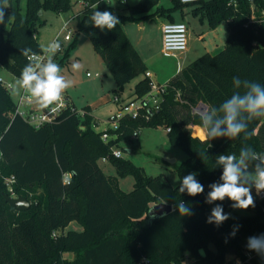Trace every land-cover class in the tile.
<instances>
[{"label":"trees","instance_id":"obj_1","mask_svg":"<svg viewBox=\"0 0 264 264\" xmlns=\"http://www.w3.org/2000/svg\"><path fill=\"white\" fill-rule=\"evenodd\" d=\"M119 3L115 9L108 0H85L76 15L78 34L64 59L76 48L80 33L86 34L116 82L114 92L141 78L127 99L144 97L151 81L143 58L124 31L125 23L151 17L175 22L176 12L193 6L194 16L210 29L227 24L225 47L184 67L169 80L159 110L143 111L136 119L123 118L119 129L108 131L113 137L108 142L102 140L104 131L95 130L96 120L87 108L81 114L73 105L54 123L34 127L16 114L17 103L0 81V264H137L143 256L152 264H223L229 255L248 250L249 237L264 234V200L254 197L255 207L248 208L249 215L231 216L219 227L208 224L206 218L217 204L227 214L231 201L205 203L211 190L208 185L219 182L223 171L215 163L219 154L239 155L244 144L264 153V118L249 122L247 140L243 133L233 140H201L189 128L191 124L201 126L199 115L176 101L179 91L191 105L219 106L234 91V76L264 84V22H251L253 13L259 20L264 0H200L194 4L171 0V8L160 6V0H140L134 6ZM96 6V10L115 14L120 24L110 31L95 28L90 16ZM72 7L71 0H7L6 4L0 0L5 16L0 23V65L18 78L29 56L43 53L39 29L46 24L44 12L59 14ZM24 49L30 50L27 56L21 52ZM146 127L169 129L170 143L187 154L175 166L178 184L163 175L148 176L130 160L112 155L114 147ZM103 158H108L116 176L104 172ZM192 172L205 189L195 197L178 190L181 179ZM128 176L133 177L134 186L125 192L117 178ZM11 178L15 196L26 198L29 209L18 211L6 201L5 194L11 196L7 188ZM181 200L191 207V216L181 217L174 211ZM161 202L172 205L173 211L151 220L150 209ZM72 222L82 230H67Z\"/></svg>","mask_w":264,"mask_h":264},{"label":"rangeland","instance_id":"obj_2","mask_svg":"<svg viewBox=\"0 0 264 264\" xmlns=\"http://www.w3.org/2000/svg\"><path fill=\"white\" fill-rule=\"evenodd\" d=\"M73 7L72 10L64 13L44 12V19L46 24L39 29V43L41 47L46 46L49 42L58 40L62 46L58 52V58L56 63L64 59L66 51L69 45L74 41L78 34L77 24L78 20L76 15L84 8L85 0H71ZM108 2L117 9L119 0H108ZM136 0H128L127 5L137 4ZM160 6L169 7L170 0H160ZM185 13L176 12L178 21L184 22L188 26V52L186 56L178 57V62L181 66L186 67L197 58L203 56L205 53H211L213 55L218 54L224 48V43L219 45V49L214 48L215 39H218L220 35L223 36V40L228 38V26L224 22L216 29H210L207 24L205 30L208 34L204 39H199L203 34V25L199 18L193 14V6H188L184 9ZM154 12V11H152ZM144 18L147 21V38L151 42L148 47H140V53L145 57H150L154 53L159 55V40L161 38V32L159 28V19L156 17ZM70 21L69 28L74 31V37L71 41H66V31H62V26ZM159 21V22H158ZM162 22V21H161ZM136 23L134 25L135 34L138 33V27ZM210 31V32H209ZM220 33V34H219ZM225 34V35H224ZM137 35L132 33V40L137 44ZM161 57V55H160ZM73 61H78L82 68L79 71L73 72L71 64ZM168 62L176 64L177 60L168 58ZM100 63V64H99ZM62 74L72 80V87L68 89L71 97L73 98L77 109L80 111L85 107H88L92 116L96 120L94 126L96 131H105L109 128L107 123L111 116L117 114L120 111L122 105L128 101L133 100L130 98L134 93V88L139 78L127 83L122 91H116L117 86L112 74L107 69L102 58L95 52L93 45L84 33H80L78 43L75 49L71 50L69 56L64 59V63L60 66ZM90 73L92 77H88ZM99 74L100 77H95ZM0 78H2L3 85H12L13 89H9L11 95L16 103L19 102L22 89L17 84V79L6 69L0 65ZM118 94L123 100L122 105L111 102V97ZM108 97V98H107ZM28 103H26L27 106ZM167 130L164 128H142L139 132V138L133 139L132 137L124 141L118 148L122 151V158L128 159L133 162L134 165L142 167L148 176L156 177L163 175L166 179L172 182L173 185L179 183V178L175 172V166L180 165L187 159V154L174 147L167 136ZM167 158L177 159L176 163L167 161ZM1 159V153H0ZM100 165L104 172L110 176H116V171L110 163L100 161ZM252 169L250 168L249 171ZM119 188L125 192H130L134 186V179L131 176L126 178H117ZM253 197H257L255 188L252 189ZM232 203V201H231ZM231 216H247L250 214L249 210L233 209L228 212ZM68 230H81V226L72 222ZM66 258H72V255H65Z\"/></svg>","mask_w":264,"mask_h":264},{"label":"clouds","instance_id":"obj_3","mask_svg":"<svg viewBox=\"0 0 264 264\" xmlns=\"http://www.w3.org/2000/svg\"><path fill=\"white\" fill-rule=\"evenodd\" d=\"M96 9L97 6L90 16L91 24L95 28L110 31L120 24L119 18L112 12ZM4 19V11L0 9V23H4ZM60 49L61 44L58 40L43 46L42 51L47 56V60L44 61L40 56L32 54L17 79L18 86L40 109H47L59 102L63 94L72 87V80L62 74L60 65L54 60ZM29 51V49L21 50L26 56ZM81 68L82 65L78 61L72 62L73 72ZM233 89L230 97L219 106H202L198 110L201 126L210 141L218 138L233 140L240 138L242 133L243 139L247 140L249 122L264 118V84L234 76ZM215 163L216 167H222L223 171L219 182L208 185L211 190L207 193L205 203L222 202L227 198L232 201L233 209L246 210L255 207L252 189L255 188L257 195L264 193V153H258L250 145L244 144L239 150V155L219 154ZM196 177V172L184 176L180 182L179 192L187 193L191 197L204 193V186ZM174 211H178L181 217L193 214L191 207L183 200L176 203ZM230 218L231 214H226L222 205L217 204L212 208L206 222L219 227ZM236 230L237 228L234 227L230 235L235 236ZM246 247L264 258V234L249 237Z\"/></svg>","mask_w":264,"mask_h":264},{"label":"built area","instance_id":"obj_4","mask_svg":"<svg viewBox=\"0 0 264 264\" xmlns=\"http://www.w3.org/2000/svg\"><path fill=\"white\" fill-rule=\"evenodd\" d=\"M125 2L126 0H122ZM183 4H194L199 2L200 0H180ZM85 5V4H84ZM264 22V9H262L261 14L259 16V20H256V16L253 13L251 17V22ZM70 21L66 22L62 31H66L67 34L65 36L66 41H71L74 37V31L69 28ZM162 50L163 53L168 56H177L180 53H185L188 51V26L184 22H166L162 25ZM62 48V46H61ZM61 50V49H60ZM32 55V54H31ZM30 55V56H31ZM40 56V58L44 61L47 60V56L44 53L36 54ZM29 56V57H30ZM88 77H92L90 73L87 74ZM146 76L151 81V90L144 97L140 99H133L128 101L126 104L122 105L123 100L118 95L113 97V100L116 104H121L120 111L111 116L108 120V124L110 125L108 129L104 131L102 135V140L104 142L110 141L113 137L108 131H116L119 129L120 122L125 117H130L133 119L138 118L143 111H147L149 113H153L156 110L160 109L161 102L163 101L164 95L166 94L168 83L159 84L155 83L151 80V73L147 72ZM95 77H100L99 74H96ZM2 82V80L0 79ZM3 83V82H2ZM8 90L13 89L12 85H7ZM176 101H179L182 104H187L191 108V113L193 115H198V110L202 106H206L204 103L200 102L197 105H191L187 101L183 100L181 93L178 91L176 94ZM32 102L28 95L23 91H21V95L19 98V102L17 103L16 114L24 118L28 123L33 125L36 128L42 127L45 124L54 123V121L68 108L72 107L68 98L65 94H63V98L51 105L47 109H43L41 111L29 112L26 109V103ZM207 107V106H206ZM73 109V108H72ZM81 114H84V111H80ZM170 131L169 129L167 130ZM140 135L139 131H136L133 135V139H138ZM112 155L115 158H122V151L120 148L114 147L112 149ZM102 162H108V158H103ZM15 182L14 178L8 179L7 188L11 193L12 197H16L13 191V183ZM258 199L264 200V193H261L257 196ZM137 264H152L151 261L143 256ZM223 264H264V258L258 255L254 251H244L240 255H229Z\"/></svg>","mask_w":264,"mask_h":264},{"label":"crops","instance_id":"obj_5","mask_svg":"<svg viewBox=\"0 0 264 264\" xmlns=\"http://www.w3.org/2000/svg\"><path fill=\"white\" fill-rule=\"evenodd\" d=\"M136 1H138L137 4L140 2V0H136ZM125 2L128 3V0H126ZM134 5H136V4H134ZM134 5H130V6H134ZM171 7H172V3H171V0H170V6L169 7H164V8H171ZM184 13H185V11L182 13V15H184ZM154 18L156 19V17H154ZM158 19L160 21V23L158 25H159L160 32H161V38L159 40V46H160L159 47V49H160L159 55H157L156 53H154L150 57L145 58L140 53V51H139L140 47H143V48L144 47H148V46L151 45V42H152V41L150 42L149 39L147 38V33H146L147 32V30H146L147 29V21L140 20L138 22H127V23H125L123 25V28H124V31L127 34V36L132 41L133 45L135 46V48L137 49V51L139 52V54L143 58L146 66H147V69H148L147 72H150L151 73V80L153 82H155V83L164 84V83H168L171 78H173L174 76H176L184 68L178 62V57H180V56H184L185 57L188 51L185 52V53H180L177 56H168V55H166V54L163 53V50H162V31H161V28H162V25L164 23L169 22V21L166 18H160V17H158ZM174 19H175V22H181V21H178L177 16H176V13L174 14ZM135 23H136L137 26L140 24V26L138 27V33H136V34H135V31H134L135 30V28H134ZM204 24L205 23H202L204 31H203L202 36H200L199 39H204V37L208 34V31L205 30V28H204L205 27ZM61 30H62V28H61ZM132 33H134V35H137V37H136L137 44L135 42H133V40H132ZM226 40L224 42L223 36L220 35L218 39H215L214 48L219 49V45L221 43L222 44L224 43V47H225ZM188 49H189V47H188ZM160 55H161V57H160ZM168 58H172V59L177 60L176 64L168 62ZM0 79H2V78H0ZM140 79L141 78H139V80ZM64 94L68 98V100L71 103V105H73L77 109V106L75 105V102H74L73 98L71 97V94L69 93V91L67 90ZM110 101L111 102H114L113 97H111ZM86 108L88 110V113L91 114V111L89 110L88 107H85V108H83L80 111H86L85 110ZM26 109L29 112H36V111L43 110V109H40L33 101L32 102H29L27 104ZM189 128L192 130V135L194 137H198L201 140L208 139L207 138V135H206V132L203 129V127L198 126V125H192L191 124V125H189ZM166 133H168V131H166ZM200 133H202L203 137L200 136ZM166 160L167 161H170L171 163H176L177 162V159L176 158L175 159L167 158ZM106 163H108V162H106ZM68 228H67V230H68ZM81 230H82V227H81ZM81 230H79V231H81Z\"/></svg>","mask_w":264,"mask_h":264},{"label":"water","instance_id":"obj_6","mask_svg":"<svg viewBox=\"0 0 264 264\" xmlns=\"http://www.w3.org/2000/svg\"><path fill=\"white\" fill-rule=\"evenodd\" d=\"M43 13L40 12V15ZM6 201L11 204L13 207L17 208L18 211H25L29 209L30 202L24 197H12L8 194H5ZM173 211V206L165 202H161L152 206L149 211V216L151 220L155 218H160L164 215L170 214Z\"/></svg>","mask_w":264,"mask_h":264}]
</instances>
